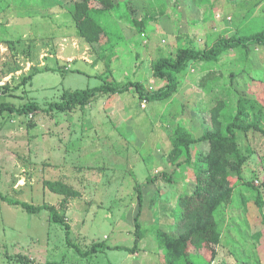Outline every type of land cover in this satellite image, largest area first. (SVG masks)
<instances>
[{
	"label": "rangeland",
	"instance_id": "obj_1",
	"mask_svg": "<svg viewBox=\"0 0 264 264\" xmlns=\"http://www.w3.org/2000/svg\"><path fill=\"white\" fill-rule=\"evenodd\" d=\"M78 1L0 0V87L8 88L0 89V103L33 102L40 108L29 115L0 116V193L33 206L55 207L83 251L98 242L132 247L138 211L143 239L131 257L124 250L103 248L105 252L83 258L66 244L62 226L51 221L48 210L29 214L0 199V264H264V135L254 129L236 132L246 157L245 182L232 184L231 200L215 213L217 242L200 247L192 241L184 255L168 262L158 240L159 234L174 236L178 198L195 188L194 160L175 170L168 161L176 128L200 138L211 128L209 112L220 98L231 116L240 98L264 112V48L191 62L178 75L175 93L146 102L145 108L130 92L99 93L84 108L63 113L43 111L65 92L105 82L162 88L165 81L153 75L158 60L174 59L188 45L198 50L221 38L263 30L264 0H204L201 5L194 0H93L101 13H91L102 29L99 42L108 34L112 47L109 61L95 64L99 45L93 50L74 25ZM133 19L146 21L142 31ZM207 73L216 77L203 85ZM252 117L251 112L250 121ZM259 124L264 127L263 117ZM208 150L202 142L191 152L195 157ZM163 172L170 182H146ZM46 181H62L80 197L65 199L45 188Z\"/></svg>",
	"mask_w": 264,
	"mask_h": 264
},
{
	"label": "trees",
	"instance_id": "obj_2",
	"mask_svg": "<svg viewBox=\"0 0 264 264\" xmlns=\"http://www.w3.org/2000/svg\"><path fill=\"white\" fill-rule=\"evenodd\" d=\"M204 0H194L201 5ZM108 10V9H107ZM99 10L95 8L93 0H80L75 3L73 15L75 20V28L79 38L83 39L93 50L97 48V57L93 64L98 61L106 63L111 58L112 47L109 46V35H106L105 42L100 43L99 38L102 32L100 23L94 16L100 15ZM103 10L102 12H105ZM135 27L142 31L146 25L144 19L131 20ZM100 41V42H99ZM107 44V48L102 50V45ZM264 48V29L250 35L232 36L229 38H221L211 46H205L202 49H195L188 45L180 48L174 59L162 58L153 66V75L156 78L165 81L164 86L156 91L147 90L141 82L125 81L105 82L93 88L65 92L60 102L50 103L48 108L43 110L49 112L56 110L58 112L71 111L77 107L84 108L94 98L96 94L116 95L133 92L143 102L160 101L169 98L177 90L179 79L178 75L184 72L191 62L217 61L219 57L227 51L231 50H248L250 47ZM109 52V53H108ZM37 72L31 73L24 77L21 81L22 86L28 83ZM216 75L207 73L201 80L203 85L209 81H213ZM2 91H7L6 86L0 87ZM16 89V88H15ZM256 108V110H255ZM40 111L38 105L28 102L21 105H15L9 102L0 103V116L7 113L10 116L29 115ZM256 111V113H254ZM252 112L253 119L249 120ZM211 128L198 139L192 137L190 132L184 127L178 126L175 131V138L172 142V150L168 161L172 167L178 169L182 165H188L193 160L195 163V188L191 194L180 195L178 198L179 218L176 223V233L174 236L162 234L158 235L159 243L165 246V259L170 262L172 259H179L186 253L187 245L193 241L198 246H209L216 243L219 238L218 224L215 220L217 209L231 200L233 187L232 184L238 181L245 182L243 177V166L246 157L237 145L236 132L238 130L248 132L252 129L260 131L264 135V127L259 124V116L264 118L259 105L249 102L245 98L238 100V107L235 115H230L227 102L224 98L216 100L215 105L210 109ZM208 143L209 150L204 153L198 151L193 157L191 149L197 143ZM165 180L170 182L171 176L166 173H160L149 177L146 182H157ZM249 185V184H248ZM45 188L51 192L62 195L66 198L80 197V193L72 186L62 181H46ZM141 199L140 194H138ZM0 199L9 205L19 206L29 214L38 213L41 210H48L51 221L62 226L65 234L66 244L73 248L74 251L83 258L95 256L101 248L112 250H124L130 254L138 252L140 241L143 239L141 224L139 222L140 212L134 219V244L130 248L114 246L112 248L105 247L102 242L94 243L92 246L83 251L71 239V227L65 217L59 214L55 207L50 205L33 206L26 202H20L4 197L0 193ZM257 204L262 205V200L258 196ZM139 208L142 206L138 201ZM38 264H58L54 262H45Z\"/></svg>",
	"mask_w": 264,
	"mask_h": 264
},
{
	"label": "crops",
	"instance_id": "obj_3",
	"mask_svg": "<svg viewBox=\"0 0 264 264\" xmlns=\"http://www.w3.org/2000/svg\"><path fill=\"white\" fill-rule=\"evenodd\" d=\"M114 246H121V247H125V248H127V246H123V245H112L111 247H109V248H112V247H114ZM128 248H130V247H128ZM105 249H107V250H109L108 248H105ZM111 250V249H110ZM106 250H104L103 248H101L100 250H99V252L95 255V256H97V255H99V253L101 254V253H103V252H105ZM128 253V252H127ZM136 254V253H135ZM132 255L131 254H129L128 255V257H131Z\"/></svg>",
	"mask_w": 264,
	"mask_h": 264
},
{
	"label": "built area",
	"instance_id": "obj_4",
	"mask_svg": "<svg viewBox=\"0 0 264 264\" xmlns=\"http://www.w3.org/2000/svg\"><path fill=\"white\" fill-rule=\"evenodd\" d=\"M145 103L146 102H142V104H141L142 108H145Z\"/></svg>",
	"mask_w": 264,
	"mask_h": 264
}]
</instances>
